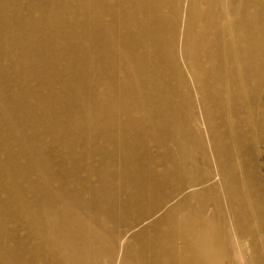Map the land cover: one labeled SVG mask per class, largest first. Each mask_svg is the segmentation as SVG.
Returning a JSON list of instances; mask_svg holds the SVG:
<instances>
[{"label":"bare ground","instance_id":"6f19581e","mask_svg":"<svg viewBox=\"0 0 264 264\" xmlns=\"http://www.w3.org/2000/svg\"><path fill=\"white\" fill-rule=\"evenodd\" d=\"M5 1L8 0H0V39L1 31L8 24ZM163 3L170 5L167 14L161 10ZM139 4L136 5L135 0H53V3L48 1L46 7L51 9L58 5L56 12L63 18L67 14L74 22L134 20L152 23L153 27L148 30L153 33L160 29L156 24L159 21L181 20L189 25L195 18L201 20L204 24L197 26V37L192 30L182 32L183 25L179 39L175 34L171 37V58L165 64L176 65V48L181 61L184 64L186 59L188 61L185 66L196 94L204 98L205 74L198 70L196 64L212 72L220 66L221 78L211 84L214 113L235 111V101L219 94L223 91L233 94L242 79L244 84H248L247 79L242 78L241 69L232 66H252L254 75L259 76V90L264 86V0H140ZM30 5L35 9L33 3ZM112 6L118 7L112 9ZM182 35L196 39V49L203 50L205 54L193 57L188 49L190 40L181 44ZM210 35L215 38L213 42L209 40ZM147 36L152 39L150 32ZM247 39L255 43H249ZM212 46L214 55L208 62L205 57ZM5 49L0 43V63H12L9 70L22 66L18 55L11 61L6 58L8 53ZM5 70L0 64V75H10ZM232 83L237 86L231 88ZM162 87L170 90L164 100L170 106L173 118H179L182 101L177 86L168 78ZM99 88L100 84L93 80L85 90L73 92L70 99L76 102L80 98V104L74 106L80 118L78 128L86 129L85 143L92 146L93 158L85 163L75 160L66 150L70 141L63 142L60 137L61 150L49 148V152L39 153L43 160H37L43 162L45 168L31 170L50 175L49 166L54 165L60 178V190L70 198L69 202L59 201L53 211L50 197L43 195L44 187L36 178L35 193L40 195L38 199L51 214L41 216L39 210L30 204L28 186L20 181L17 170L0 163V193L15 201V214L23 228H28L44 246V254L39 256L35 245L19 242L11 252H0V261L10 260L7 264H259L254 260L263 258V252L255 250L248 257V248L243 240L247 234H258L260 238L262 234L259 227L252 234L253 230L246 222L247 207L250 206L245 190L248 185L241 183L242 179L238 182L231 180V170L225 164L222 166L219 160L220 155L223 156L220 146L215 145L216 154L213 148L211 151L218 188L215 184L207 187L213 180L211 174L206 168L189 161L182 144L176 147L182 154V161L176 159V145H169L173 157L166 162V153H152L141 141L135 151L126 137L123 143L118 138L113 141L111 132L121 101L104 90V86L101 92ZM113 91L121 92L124 100L129 92L127 78ZM1 99L9 101L2 94ZM259 100L264 103V93ZM15 102L22 106L21 99ZM133 108L134 104L130 109ZM34 109L36 117L43 116L41 107ZM199 110L206 125L204 114L210 112L206 108V100L202 105L199 101ZM140 119L144 117L141 115ZM207 124L209 129L213 128ZM88 128L99 133L91 136ZM5 153L0 150V157ZM87 153L88 150H84L81 158ZM92 156L88 154L89 158ZM75 157L79 159L77 153ZM236 165H233L235 171L238 170ZM198 187L203 190L195 191ZM193 189L194 192L190 193ZM210 201L214 203L213 211L208 206ZM143 226L145 228L133 236V243L128 242L127 238Z\"/></svg>","mask_w":264,"mask_h":264},{"label":"rangeland","instance_id":"374dc122","mask_svg":"<svg viewBox=\"0 0 264 264\" xmlns=\"http://www.w3.org/2000/svg\"><path fill=\"white\" fill-rule=\"evenodd\" d=\"M48 1L53 3V0L5 1L8 24L1 31L0 39L2 46L7 48L6 58L11 61L12 57L18 55L22 63L18 69L12 70L8 68L12 67V63H0L6 68L5 72L8 70L10 74L0 75V96L2 94L9 100H0V150L6 152L1 155L0 163L17 170L20 181L28 186L30 204L39 210L41 216L51 215L38 199L40 195L35 193L36 178L44 187L43 195L50 197L53 211L59 201H70L60 190V178L56 175L54 165L49 166L50 175L44 171H31L33 168H45L44 163L37 160H43L39 153L49 152V148L59 151L62 141L68 140L70 146L66 150L72 158L82 163L93 158L92 146L85 143L86 129L78 128L80 118L74 106L80 104V98L76 102L70 99L73 92L85 90L94 80L100 84L99 92L103 91L104 86V90L121 101L114 117L116 123L111 132L113 141L118 138L123 143L126 137L134 151L140 147L141 141L152 153H166V162L173 157L169 145H176V159L182 161V154L176 149L182 144L189 161L196 163L197 167L206 168L207 173L211 174L213 180L207 187L215 184L216 188L219 182L211 151L213 148L216 154L215 145L220 146L223 156L220 155L219 160L222 166L225 164L231 170V180L238 182L242 179L241 183L248 185L245 190L250 206L247 207L246 222L252 228V234L256 233L257 227L262 228L261 238L258 234H247L243 239L248 248L247 256L259 250L263 252V258L254 262L264 264V103L259 100L263 96L264 86L259 90V76L254 75L252 66H232L241 69L242 78L247 79L248 84H244L242 79L233 94L221 92L220 97L235 101L236 109L217 114L214 113L211 84L213 80L221 78L220 66L212 72L196 64L198 70L205 74L204 98L196 94L185 66L188 61L186 59L185 64L181 61L176 48V65L165 64L170 57L171 37L175 34L176 39H179L181 25L182 32L192 30L195 32L194 37H197V26L204 22L197 18L189 25L181 20L159 21L156 24L160 25V29L153 33L148 30L153 27L152 23L134 20L74 22L69 20L67 14L63 18L61 13L56 12L58 5L48 9ZM139 2L135 0L136 5H140ZM30 3L35 5V9ZM169 6L163 3L160 7L167 14ZM117 7L112 6V9ZM147 32L152 34V39H149ZM214 39L210 35L209 40L213 42ZM189 40L188 49L193 57L205 54L203 50L196 49L197 40L193 37L182 35L181 44ZM247 42L255 43L251 39H247ZM213 50L214 46L206 53L208 62L212 60ZM126 78L129 92L123 100V94L113 91V88ZM168 78L177 86L182 101L179 106L180 117L177 119L173 118L172 110L164 100L170 90L163 88L162 83ZM20 80L22 83H19ZM236 86V83H232L231 88ZM17 99L23 101L24 107L15 102ZM204 100L210 111L204 114L206 125L199 110V101L202 105ZM132 104L134 108L130 109ZM35 107H41L44 111L40 118L36 117ZM141 115L143 120L140 119ZM207 122L213 125L212 129L207 127ZM87 130L91 136L99 133L92 128ZM60 137L62 141L58 140ZM84 150H88V153L81 158ZM88 154L92 157L89 158ZM233 165L237 166V171ZM201 190L202 187L195 189ZM0 204V252H11L14 245L23 242L35 245L39 256H42L44 246L28 228H23L15 214V201L5 193H0ZM208 206L210 211L214 210L213 202H208ZM222 213L225 215L224 210ZM144 228L131 234L127 241L133 243V236ZM66 251L69 253V250ZM9 261H0V264Z\"/></svg>","mask_w":264,"mask_h":264}]
</instances>
